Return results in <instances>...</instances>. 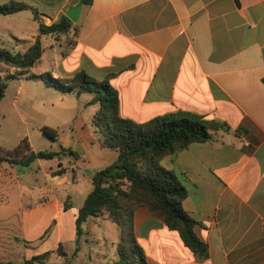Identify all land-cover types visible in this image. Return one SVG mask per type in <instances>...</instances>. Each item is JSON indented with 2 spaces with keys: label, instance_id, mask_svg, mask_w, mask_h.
Returning a JSON list of instances; mask_svg holds the SVG:
<instances>
[{
  "label": "crops",
  "instance_id": "obj_1",
  "mask_svg": "<svg viewBox=\"0 0 264 264\" xmlns=\"http://www.w3.org/2000/svg\"><path fill=\"white\" fill-rule=\"evenodd\" d=\"M1 1L29 4L46 25L80 4ZM73 24L67 35L41 36L36 66L49 57L40 74L68 78L86 72L108 80L119 93L121 117L138 124L189 112L211 125V140L162 160L187 190L183 208L197 222L209 257L199 259L143 206L134 224L148 264H264V0H93ZM46 88L58 94L63 120L53 128L58 152H65L55 157L57 167L35 161L43 168L35 179L21 166L0 167V262L24 264L51 252L47 264H83L88 225L115 224L106 216L90 218L76 252L79 209L93 190L94 175L119 153L104 145L94 121L100 107L92 103L94 93ZM60 245L64 255L57 252Z\"/></svg>",
  "mask_w": 264,
  "mask_h": 264
},
{
  "label": "trees",
  "instance_id": "obj_2",
  "mask_svg": "<svg viewBox=\"0 0 264 264\" xmlns=\"http://www.w3.org/2000/svg\"><path fill=\"white\" fill-rule=\"evenodd\" d=\"M92 3L93 0H80L83 5ZM29 9L34 12L39 35L24 53L0 49V72L3 65L18 70V73L5 78L0 75V100L5 97L8 80L21 75H25L27 79L42 80L47 87H53L62 93L75 92L79 96L84 92H92L95 94L92 103L100 106L94 121L105 136L104 145L119 153L113 164L94 175L93 190L79 209L76 220V252L79 251L80 238L84 234V224L90 218L106 216L122 231L114 264H148L134 224L136 210L146 206L170 230L177 232L185 247L199 259L208 258L209 246L197 234V222L183 208L187 190L179 177L162 165V160L192 143L211 140L213 135L210 122L203 116L178 112L138 124L121 117L119 93L108 80L97 81L86 72L57 79L50 72L40 75L32 73L43 54L41 36L67 35L74 24L67 16H62L59 21L46 25L36 9L19 1L0 4V15H11ZM41 131L52 141H58L57 129L45 126ZM62 152H34L25 138L13 151L0 147V167L9 165L29 168L37 160L60 157ZM50 229L42 238L46 237ZM57 252L65 254L62 245ZM51 254L47 252L35 256L24 264H47ZM0 264L14 263L7 261Z\"/></svg>",
  "mask_w": 264,
  "mask_h": 264
},
{
  "label": "rangeland",
  "instance_id": "obj_3",
  "mask_svg": "<svg viewBox=\"0 0 264 264\" xmlns=\"http://www.w3.org/2000/svg\"><path fill=\"white\" fill-rule=\"evenodd\" d=\"M5 3L9 2L0 0V4ZM37 31L38 25L34 22V13L31 10L19 14L0 15V49L24 53L28 49V42L33 41L38 35ZM65 39L73 42L69 36ZM45 44L48 47L49 43L45 42ZM48 57L49 54L46 55L43 63L32 69V73H42L43 68L48 67ZM16 73L18 70L15 68L4 65L1 67L0 75L4 78ZM58 101L57 92L46 88L43 81L27 79L25 75L9 79L5 97L0 100V147L6 151H13L23 139L27 138L37 151H60L57 141L47 138L41 131L43 127L53 128V124L63 120ZM41 162L43 168L51 165L57 167L59 159H46ZM43 168L36 162L30 169L24 168V170H27V173L32 171L34 173L32 177L35 179L37 174H42ZM1 178L3 176L0 173V183L4 185ZM92 189L93 186H90V190ZM82 202L80 198L75 199V204L78 206H81ZM92 219L97 220V218ZM113 225L101 228L93 223L88 225L90 242L82 244L83 264H114L122 231L117 224ZM102 235L110 240L108 242L100 240Z\"/></svg>",
  "mask_w": 264,
  "mask_h": 264
},
{
  "label": "water",
  "instance_id": "obj_4",
  "mask_svg": "<svg viewBox=\"0 0 264 264\" xmlns=\"http://www.w3.org/2000/svg\"><path fill=\"white\" fill-rule=\"evenodd\" d=\"M83 5L79 4L75 7H72L66 12L67 17L74 23H76L79 20L81 11H82Z\"/></svg>",
  "mask_w": 264,
  "mask_h": 264
}]
</instances>
